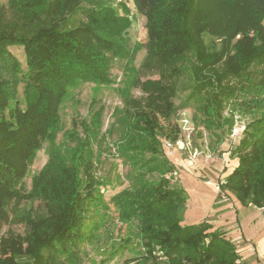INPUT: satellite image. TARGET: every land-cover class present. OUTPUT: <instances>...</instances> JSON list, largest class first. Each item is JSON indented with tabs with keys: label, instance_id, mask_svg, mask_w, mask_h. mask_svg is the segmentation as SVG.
Masks as SVG:
<instances>
[{
	"label": "trees",
	"instance_id": "trees-1",
	"mask_svg": "<svg viewBox=\"0 0 264 264\" xmlns=\"http://www.w3.org/2000/svg\"><path fill=\"white\" fill-rule=\"evenodd\" d=\"M132 3L146 19L141 68L155 70L154 80H140L127 64L142 46L136 41L128 46L134 18L126 0L0 4V222L12 199L40 201L44 206L37 214L30 209L13 211L12 223H22L24 232L0 237V264H76L80 245L100 229L87 212H106L110 205L117 221L137 222L142 251L134 253L131 264H247L235 243L223 230L212 229L209 221L181 223L186 191L170 183L172 176L166 177L174 165L160 141L162 134L176 137L160 132V127L176 113L178 79L186 72L193 84L192 97L204 100L200 107L211 124L222 127L224 105L237 98L247 112L264 111V0ZM203 34L210 36V44ZM14 45L23 48L24 67L9 50ZM111 56L125 61L126 82L145 94L133 98L121 89L124 106L117 110L115 140L117 156L144 171L137 174V183L104 201L100 189L114 182L95 174L101 155L94 147L101 111L96 110L90 121L74 118L73 130L65 133L62 143L55 140L67 89L79 81L110 83ZM249 126L233 151L237 164L219 187L242 204L264 207V114ZM43 141L50 143L48 159L23 192L21 182ZM120 240L111 243L110 255L131 246L130 236Z\"/></svg>",
	"mask_w": 264,
	"mask_h": 264
},
{
	"label": "rangeland",
	"instance_id": "rangeland-1",
	"mask_svg": "<svg viewBox=\"0 0 264 264\" xmlns=\"http://www.w3.org/2000/svg\"><path fill=\"white\" fill-rule=\"evenodd\" d=\"M7 0H0V4H6ZM128 7L133 13L134 20L128 29L129 44L134 41L141 43L140 50L128 61V65L136 69V77L140 80L158 78L155 70L141 68V63L146 53V19L143 15L137 14L133 7L132 0H126ZM264 23V22H263ZM206 44H210V36L203 34ZM219 42V39H218ZM9 50L18 58L24 67L23 48L14 45ZM192 59L191 53L187 54ZM124 60L110 57V77L108 84L96 85L90 81H79L75 86L67 89L65 97L59 109L60 128L56 133V144H61L65 133L73 130L72 120L90 121L96 110L101 111V124L97 133V141L94 144L95 151L100 150V161L96 165L95 174L99 179L111 178L113 186H106L100 189L104 201L119 191L127 184L132 185L138 179V175L144 169L138 170L130 161L117 156L115 140L119 136L117 126V110L124 106V93L127 90L133 98L144 97L145 94L136 85L126 82L124 73ZM188 65L189 62H185ZM184 67V65H182ZM223 66L219 63L218 69ZM122 89V91H121ZM193 84L188 72L182 74L178 79L177 95L174 103L177 107L174 117L169 123L161 122L160 132L169 133L175 140L160 135L162 149L174 165L177 178L168 173L173 185L180 184L186 191L187 200L184 209L181 210V223L192 224L207 220L212 224V229L224 230L226 234L234 231V236L229 234L230 239L235 243L236 249L243 261L247 264H264V258L248 253L245 250L246 244H251L264 237V209L253 204H242L238 198L229 191L221 190L219 183L236 166L238 157L233 153L240 138L244 135L243 130L250 127L249 123L258 119L264 114L263 109L246 111L241 105V98H237L224 105L222 111V127L211 124L203 112L199 101L192 97ZM122 93V94H121ZM123 95V96H122ZM231 125V126H230ZM238 128L237 136H232V129ZM81 132V127H75ZM178 129L176 133L174 129ZM240 133V135H239ZM239 135V136H238ZM171 144V146L168 145ZM50 143L43 141L40 149L36 152L32 164L22 180L21 191L27 192L30 189V180L48 159ZM194 152L196 154L193 156ZM148 155H144L146 158ZM109 175V176H108ZM145 177H150L148 174ZM19 187V184L17 185ZM30 209L32 214L44 211L40 201L30 203L21 199H12L6 206V217L0 222V237L11 234H23L22 223H12L13 211L21 213ZM98 214V216L96 215ZM91 220H96L100 229L96 232L95 238L80 245L81 252L76 264H131L129 259L142 251L137 238V222L135 219L121 223L117 221L115 211L110 209L103 212L101 209H90L87 212ZM101 215V217H100ZM103 216V218H102ZM239 231V232H238ZM236 232V233H235ZM131 237L129 248H120L115 255L109 254L111 243H121L120 239ZM117 244V245H118ZM245 250V251H244ZM112 251V250H111ZM70 264V263H65Z\"/></svg>",
	"mask_w": 264,
	"mask_h": 264
},
{
	"label": "crops",
	"instance_id": "crops-1",
	"mask_svg": "<svg viewBox=\"0 0 264 264\" xmlns=\"http://www.w3.org/2000/svg\"><path fill=\"white\" fill-rule=\"evenodd\" d=\"M224 231V230H223ZM239 232V231H238ZM226 233V232H225ZM236 233V232H235ZM229 234H232L233 236L235 235L234 234V231H231L229 232L228 234H226V236L228 238L232 237L230 236ZM246 249L245 250H248V253H251V254H255L256 256H260L263 255L262 257L264 258V237L260 238L258 241L254 242V243H249V244H246ZM244 250V251H245ZM264 262V261H263Z\"/></svg>",
	"mask_w": 264,
	"mask_h": 264
},
{
	"label": "built area",
	"instance_id": "built-area-1",
	"mask_svg": "<svg viewBox=\"0 0 264 264\" xmlns=\"http://www.w3.org/2000/svg\"><path fill=\"white\" fill-rule=\"evenodd\" d=\"M237 129H238V128H236V127H234V128L232 129V136H235V135L237 136V133H238ZM239 135H240V133H239ZM239 135H238V136H239ZM168 145L171 146L170 143H168ZM195 154H196V152H194L193 156H194ZM171 175H172L174 178H177L176 170H173L172 173H171ZM262 208L264 209V207H262Z\"/></svg>",
	"mask_w": 264,
	"mask_h": 264
}]
</instances>
